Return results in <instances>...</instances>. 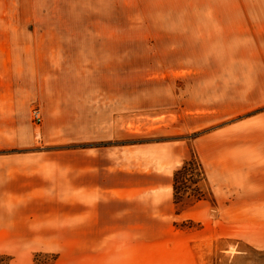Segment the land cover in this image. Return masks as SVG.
I'll list each match as a JSON object with an SVG mask.
<instances>
[{"label": "rangeland", "instance_id": "1", "mask_svg": "<svg viewBox=\"0 0 264 264\" xmlns=\"http://www.w3.org/2000/svg\"><path fill=\"white\" fill-rule=\"evenodd\" d=\"M1 11L13 37L61 65L53 126L71 139L74 111L104 135L47 147L36 102L38 143L114 151L126 175L156 183L165 199L196 154L216 205L186 203L174 226L213 240L200 250L206 264H264V0H0ZM40 253H0V264H57L58 254Z\"/></svg>", "mask_w": 264, "mask_h": 264}, {"label": "crops", "instance_id": "2", "mask_svg": "<svg viewBox=\"0 0 264 264\" xmlns=\"http://www.w3.org/2000/svg\"><path fill=\"white\" fill-rule=\"evenodd\" d=\"M10 19L0 12V253L16 259L55 253L57 264H206L200 250L213 240L199 235L204 230L190 237L174 226L181 213L172 183L165 199L156 183L142 186L135 174L126 175L114 151L49 150L38 143L29 118L36 102L47 147L101 142L104 135L99 126L80 127L74 111L71 139L53 126V116L63 114L52 103L61 65L39 43L13 37ZM38 144L41 149L24 151Z\"/></svg>", "mask_w": 264, "mask_h": 264}, {"label": "trees", "instance_id": "3", "mask_svg": "<svg viewBox=\"0 0 264 264\" xmlns=\"http://www.w3.org/2000/svg\"><path fill=\"white\" fill-rule=\"evenodd\" d=\"M174 203L178 208L186 203L195 205L209 201L216 205V199L208 180L206 169L196 154L186 160L173 174ZM41 255L37 254L36 257ZM0 254V258H2Z\"/></svg>", "mask_w": 264, "mask_h": 264}, {"label": "built area", "instance_id": "4", "mask_svg": "<svg viewBox=\"0 0 264 264\" xmlns=\"http://www.w3.org/2000/svg\"><path fill=\"white\" fill-rule=\"evenodd\" d=\"M33 118L36 122H41V112L38 109L33 110Z\"/></svg>", "mask_w": 264, "mask_h": 264}]
</instances>
